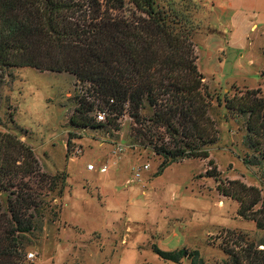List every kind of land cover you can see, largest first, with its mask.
I'll return each mask as SVG.
<instances>
[{"label": "rangeland", "instance_id": "374dc122", "mask_svg": "<svg viewBox=\"0 0 264 264\" xmlns=\"http://www.w3.org/2000/svg\"><path fill=\"white\" fill-rule=\"evenodd\" d=\"M73 1L81 6L78 15H86L89 22L146 18L130 0L123 7L112 0ZM157 6L171 27L194 38L200 26L198 0H157ZM241 73L204 80L219 131L218 142L208 147L217 172L209 160L199 158L169 160L159 172L164 158L153 145L175 147L163 130L158 140L144 139L129 112L109 123L115 115L95 99L89 84L70 73L14 69L1 91L0 133H12L34 150L41 172L27 181L43 207L27 236L23 262L176 264L157 256L156 245L163 251H197L204 264H232L225 249L241 251L244 241L261 242L264 232L239 216L240 204L218 188L239 181L258 188L264 200V165L246 163L256 156L246 138L247 117L226 107L228 100L248 91L261 89L264 97V69L257 74L249 67ZM240 78L252 87L239 86ZM83 99L96 103L93 112L85 114L92 126L71 123ZM103 109L107 123L96 119ZM152 112L147 108L143 115L148 118ZM90 164L96 171H88ZM145 165L149 170H143ZM104 166L108 172L102 174ZM55 179L56 189L51 190Z\"/></svg>", "mask_w": 264, "mask_h": 264}, {"label": "trees", "instance_id": "16d2710c", "mask_svg": "<svg viewBox=\"0 0 264 264\" xmlns=\"http://www.w3.org/2000/svg\"><path fill=\"white\" fill-rule=\"evenodd\" d=\"M123 7L125 0H112ZM144 14L137 22L101 20L89 22L79 3L73 0H0V108L2 88L18 68H33L74 75L89 84L95 99L105 104L115 124L129 112L140 130L137 135L153 141L163 130L175 147L154 144L164 161L210 159L209 146L219 139L211 116V103L205 91V77L198 66L192 36L171 27L158 9L157 0H130ZM79 16V17H76ZM96 103L82 100L73 125L92 126L85 116ZM226 107L247 117V142L255 153L254 166L264 165V97L261 89L248 91L226 102ZM151 109L146 118L143 111ZM1 122V118H0ZM157 137V138H156ZM34 150L12 133H0V264H25L27 236L43 209L40 198L27 181L40 174ZM218 179V174L208 172ZM231 188L222 183L219 191L239 204L238 214L256 223L264 232V200L255 187L234 181ZM56 189V179L51 182ZM55 188V189H54ZM241 251L228 247L225 252L232 264H264V239L259 243L244 241ZM153 252L176 264L189 259L204 264L197 251L180 249Z\"/></svg>", "mask_w": 264, "mask_h": 264}, {"label": "crops", "instance_id": "0c3cea01", "mask_svg": "<svg viewBox=\"0 0 264 264\" xmlns=\"http://www.w3.org/2000/svg\"><path fill=\"white\" fill-rule=\"evenodd\" d=\"M198 2L200 26L193 41L205 78L244 74L249 67L260 74L264 69V0ZM243 78L235 81L252 87Z\"/></svg>", "mask_w": 264, "mask_h": 264}, {"label": "built area", "instance_id": "2783aa9c", "mask_svg": "<svg viewBox=\"0 0 264 264\" xmlns=\"http://www.w3.org/2000/svg\"><path fill=\"white\" fill-rule=\"evenodd\" d=\"M96 119L98 120L99 123H107L108 122L107 110L103 109V110L98 111ZM118 151H122L121 145L119 146ZM149 167H150L149 165H145L143 167V170H149ZM88 171H91V172L96 171L95 165H93V164L88 165ZM99 172L102 174L107 173L108 172V166L101 167L99 169ZM136 177L141 178V173L137 172ZM29 258L30 259L34 258V254H30Z\"/></svg>", "mask_w": 264, "mask_h": 264}]
</instances>
